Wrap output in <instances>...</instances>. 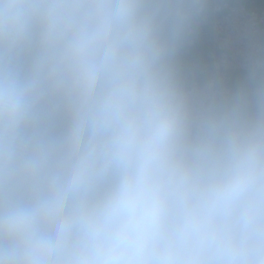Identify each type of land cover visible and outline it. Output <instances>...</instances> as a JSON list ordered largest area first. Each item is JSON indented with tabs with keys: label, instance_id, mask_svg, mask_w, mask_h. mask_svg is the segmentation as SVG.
Segmentation results:
<instances>
[{
	"label": "clouds",
	"instance_id": "obj_1",
	"mask_svg": "<svg viewBox=\"0 0 264 264\" xmlns=\"http://www.w3.org/2000/svg\"><path fill=\"white\" fill-rule=\"evenodd\" d=\"M0 264H264V3L0 0Z\"/></svg>",
	"mask_w": 264,
	"mask_h": 264
},
{
	"label": "crops",
	"instance_id": "obj_2",
	"mask_svg": "<svg viewBox=\"0 0 264 264\" xmlns=\"http://www.w3.org/2000/svg\"><path fill=\"white\" fill-rule=\"evenodd\" d=\"M257 3H264V0H256Z\"/></svg>",
	"mask_w": 264,
	"mask_h": 264
}]
</instances>
